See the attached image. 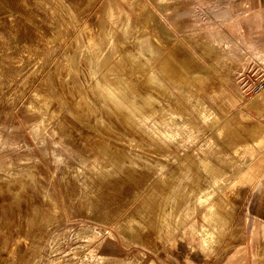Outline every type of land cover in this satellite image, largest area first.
Listing matches in <instances>:
<instances>
[{
	"label": "rangeland",
	"instance_id": "rangeland-1",
	"mask_svg": "<svg viewBox=\"0 0 264 264\" xmlns=\"http://www.w3.org/2000/svg\"><path fill=\"white\" fill-rule=\"evenodd\" d=\"M246 1L0 0V264H251Z\"/></svg>",
	"mask_w": 264,
	"mask_h": 264
},
{
	"label": "crops",
	"instance_id": "crops-1",
	"mask_svg": "<svg viewBox=\"0 0 264 264\" xmlns=\"http://www.w3.org/2000/svg\"><path fill=\"white\" fill-rule=\"evenodd\" d=\"M237 2L240 3V0H237ZM246 2L248 7L247 17L249 18L247 22H243L242 32L246 34L250 42L255 44L256 48L264 50V0H247ZM259 171V180L250 190L247 224L264 226V169H259ZM257 231L261 232L263 236L254 242V249L250 247L247 249L246 256L251 264H264V228ZM261 245H263V248Z\"/></svg>",
	"mask_w": 264,
	"mask_h": 264
},
{
	"label": "bare ground",
	"instance_id": "bare-ground-1",
	"mask_svg": "<svg viewBox=\"0 0 264 264\" xmlns=\"http://www.w3.org/2000/svg\"><path fill=\"white\" fill-rule=\"evenodd\" d=\"M102 28V27H101ZM103 29V28H102ZM103 32V31H102ZM98 42V41H97ZM90 46V44L88 45ZM88 52V51H87ZM95 55V54H94ZM86 58L89 60V63L92 64L94 62V57H92L90 54H86Z\"/></svg>",
	"mask_w": 264,
	"mask_h": 264
},
{
	"label": "built area",
	"instance_id": "built-area-1",
	"mask_svg": "<svg viewBox=\"0 0 264 264\" xmlns=\"http://www.w3.org/2000/svg\"><path fill=\"white\" fill-rule=\"evenodd\" d=\"M263 87V82L261 84H259L254 90L258 91Z\"/></svg>",
	"mask_w": 264,
	"mask_h": 264
}]
</instances>
